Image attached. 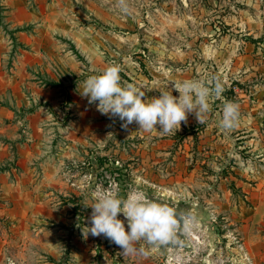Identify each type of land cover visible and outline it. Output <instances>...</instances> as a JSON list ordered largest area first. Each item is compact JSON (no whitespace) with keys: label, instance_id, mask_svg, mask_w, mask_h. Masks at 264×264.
<instances>
[{"label":"rangeland","instance_id":"374dc122","mask_svg":"<svg viewBox=\"0 0 264 264\" xmlns=\"http://www.w3.org/2000/svg\"><path fill=\"white\" fill-rule=\"evenodd\" d=\"M6 1L0 63L8 68L26 47L6 22ZM53 1L60 7L52 51L63 56L50 62L54 77L44 68L36 75L39 99L48 92L52 104L38 106L37 137L23 121L30 112L16 109L19 132L4 139L0 204L12 206L1 194L18 178L28 200L19 234L0 214V264H264V0H125L127 11L119 0ZM111 65L120 67L121 84L141 88L145 99L167 85L178 97L173 82L184 79L208 84L215 76L224 91L210 97L204 123L190 113L175 134H161L159 125L123 129L80 95L87 75ZM5 97L0 101L11 105L9 91ZM225 100L239 105L230 131L218 126ZM15 142L32 144L27 156L14 154ZM100 189L124 198L142 192L192 223L180 220L174 243L140 242L125 255L103 235H82L91 226L86 206ZM118 218L128 231L123 214Z\"/></svg>","mask_w":264,"mask_h":264},{"label":"clouds","instance_id":"9594fccd","mask_svg":"<svg viewBox=\"0 0 264 264\" xmlns=\"http://www.w3.org/2000/svg\"><path fill=\"white\" fill-rule=\"evenodd\" d=\"M119 3L121 10L127 11L125 0H119ZM119 73L120 67L111 65L99 73L87 75L80 95L87 98L89 105L95 104L102 115L118 118L123 129L136 123L139 130L152 132L157 131L156 126L159 125L161 134H175L181 122H187L190 113L195 115L198 123H204L210 111V97H220L224 91L221 81L215 76L208 84L198 79H184L173 82L178 97L172 95L167 85L158 90V97L145 99L141 88L130 83L122 85ZM239 117V105L225 100L218 126L223 131L233 130ZM86 207L92 209L91 226H85L82 235L85 238L89 233L93 237L103 235L119 246L125 255L135 253L140 242L149 246L174 243L180 220L189 226L193 220L191 216L178 217L174 208L139 191L130 192L124 198L117 190L100 189L94 193V203ZM119 213L125 217L128 231L125 222L118 218Z\"/></svg>","mask_w":264,"mask_h":264},{"label":"crops","instance_id":"0c3cea01","mask_svg":"<svg viewBox=\"0 0 264 264\" xmlns=\"http://www.w3.org/2000/svg\"><path fill=\"white\" fill-rule=\"evenodd\" d=\"M60 6L53 0H7L4 9H7L6 22L12 25L16 29V36L19 43L24 44L26 48H19V52L12 61V65L8 68L3 67L0 63V96L5 97L9 91L10 104L0 101V160L5 161L8 159V155L4 154L5 148L8 147V143L4 139H8L18 134V126L20 120H16V109L18 111L27 110L30 112L23 121H26L31 128L33 136L37 137L38 122L40 120L38 106L43 103L52 104L49 99L48 92H46L47 98L44 100L39 99L37 72L40 70L44 73L54 77V73L51 70V61L58 60L60 56L52 51V32L54 27L52 24L56 20V12ZM29 27V28H28ZM4 32H0V51L2 50L1 42L5 38ZM6 33V32H5ZM0 52V61H1ZM63 68V64H60ZM74 65H71L72 68ZM103 67V64H101ZM64 69V68H63ZM68 96V95H67ZM30 107V108H28ZM27 108V109H26ZM67 113V117H68ZM44 118V117H42ZM58 118V117H55ZM16 120V121H15ZM69 117L66 118V124L64 125V131L62 136L65 138V132L67 129V122ZM13 123V124H12ZM5 147V148H4ZM32 144L26 142H15L13 144L14 154L27 156L30 152ZM18 158V159H19ZM22 163L19 160L16 164ZM1 164V163H0ZM17 166L5 167V171H11ZM2 174L0 173V180ZM3 181V179H2ZM7 181L2 182V188H6ZM28 188L26 182H23L22 178L16 179L13 183V188L3 192L1 199L12 202V206L4 208L0 204V214H5L7 217L15 221V225L18 229L16 234L21 233L24 229L22 223V208L24 201L28 200L24 196V189ZM31 200V199H30ZM1 216V215H0ZM13 236V235H11ZM5 240L0 242V251L5 248Z\"/></svg>","mask_w":264,"mask_h":264},{"label":"trees","instance_id":"16d2710c","mask_svg":"<svg viewBox=\"0 0 264 264\" xmlns=\"http://www.w3.org/2000/svg\"><path fill=\"white\" fill-rule=\"evenodd\" d=\"M28 112V111H27Z\"/></svg>","mask_w":264,"mask_h":264}]
</instances>
